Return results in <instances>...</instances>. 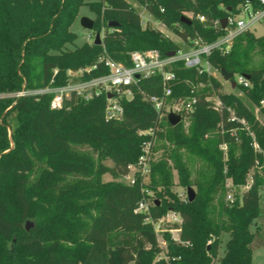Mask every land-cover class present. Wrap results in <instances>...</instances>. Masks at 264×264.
Segmentation results:
<instances>
[{
	"label": "trees",
	"instance_id": "obj_1",
	"mask_svg": "<svg viewBox=\"0 0 264 264\" xmlns=\"http://www.w3.org/2000/svg\"><path fill=\"white\" fill-rule=\"evenodd\" d=\"M87 1L0 0V264H167L155 261L161 249L147 219L156 222L171 210L183 219L181 242L165 234L169 255L181 258L176 264H214L223 234L230 237L220 264H252L254 244L259 241L264 248V172L260 176L255 171L251 189L233 203L227 200L225 185L227 178L246 185L257 158L263 161L251 138L240 133L242 121L257 134L259 123L253 108L236 93L224 91L219 79L181 63L175 66L173 97L197 98L188 129L182 123L171 126L168 117L159 118L145 99L143 93L162 94L160 76L142 78L131 87L134 97L121 100L124 116L118 121L105 117V93L88 100L73 94L61 109L52 108L53 93L18 96L65 87L71 81L69 71L92 68L100 57L131 66V52L157 50L166 56L182 48L158 30L143 29L140 13L127 0H99L91 10L97 17L93 30L104 35L102 45L67 49L76 40L71 28L79 10L90 5ZM140 2L165 26L175 25L185 42L201 38L213 43L225 34L221 21L235 15L240 6L261 8L258 0ZM187 13L192 14L191 26L181 22ZM111 22L118 26L111 28ZM256 54L264 56V36L246 32L236 38L229 54L213 52L209 61L217 71L246 77L249 85L237 87L247 100L260 105L264 62L256 66L252 61ZM108 72L100 64L73 81H89ZM198 85L209 89L197 93ZM211 96L221 103L219 110L207 101ZM149 131L153 135L143 134ZM156 138L176 146L170 158L180 185L197 188L194 202L173 190L167 161L152 165L147 183L139 175L135 185L103 181L107 174L114 180L127 177L145 143L152 140L153 151ZM259 143L264 150V137ZM221 145L230 146L225 163ZM182 151L206 164L194 180ZM148 192H154L161 204L155 202L149 214L137 212ZM257 219H263L262 231L254 233L251 226ZM27 222L32 223L29 230Z\"/></svg>",
	"mask_w": 264,
	"mask_h": 264
},
{
	"label": "built area",
	"instance_id": "obj_2",
	"mask_svg": "<svg viewBox=\"0 0 264 264\" xmlns=\"http://www.w3.org/2000/svg\"><path fill=\"white\" fill-rule=\"evenodd\" d=\"M261 4L260 9H255L251 4H245L239 7L236 15L228 18V23L225 29H222L225 34L213 43H207L201 38H196L188 42L184 41L185 48H181L176 51L174 57L163 56L161 52L157 50H147V51H134L130 53L131 66H127L123 63L116 62L107 57H100L99 62L92 68L82 69L78 72L69 71L68 75L71 78L70 83L61 88L38 90L35 92H27L26 94H45L53 93L54 99L52 101L53 109H61L64 104L65 99H70L73 94L77 97L83 99H90L94 95H100L102 93L107 94V106L105 110V117L108 121H118L124 116V110L121 105V100L123 98L131 100L134 97L131 87L137 84L140 79L150 78L153 76H160L162 78V94L161 95H146L145 99L153 106L159 118L169 117L170 114L179 115L182 117V121L190 117L194 113V108L197 104L196 97L179 98L178 100L173 97L174 85L177 82V74L174 68L177 64H183L187 69H199L210 74L212 68L209 57L213 52H219L222 55H227L231 51L236 38L246 32H253L256 25H264V0H258ZM186 15V14H185ZM201 22H205L206 19L203 16H198ZM104 38V35H103ZM96 37H89L91 43H95ZM104 65L108 69V74L91 79L89 81H78L74 82L73 79L83 75L85 72L90 73L92 70L98 69L99 65ZM138 77V78H137ZM238 85L248 86L249 83L244 76L237 75ZM86 91L90 93L86 94ZM112 96V98H109ZM264 104V102H263ZM221 108V103L216 106V110ZM235 119V118H233ZM244 124L245 122L242 121ZM143 134H152V131ZM226 146V145H224ZM255 146V145H254ZM153 142L147 141L142 150V155L136 165L130 167V174L125 177L130 180V184L135 185L136 177L130 178L132 170H136V176L139 175L143 178V175L151 173L152 169L150 167V158L152 154ZM256 149L258 145L255 146ZM264 167V166H263ZM256 170L260 172V163L256 161ZM258 172V173H259ZM254 172L249 174L246 185H244V191H248L254 184ZM260 174V173H259ZM228 186V196L227 200L230 203L235 202V195L229 190L231 187ZM137 212L149 214V206L146 201H143ZM173 226L178 225L177 228H170L165 230L161 238L159 234L161 230L159 225L168 220V218L163 217L158 221H152L148 218V222H152L155 227V232L158 238L159 248L161 249L158 255V261H165L167 264H176L181 258H172L169 255L167 241L165 239V234L169 233L175 242H181V226L183 224V219L180 214L173 213ZM157 225V228H156ZM173 233H178V237L172 236Z\"/></svg>",
	"mask_w": 264,
	"mask_h": 264
},
{
	"label": "rangeland",
	"instance_id": "obj_3",
	"mask_svg": "<svg viewBox=\"0 0 264 264\" xmlns=\"http://www.w3.org/2000/svg\"><path fill=\"white\" fill-rule=\"evenodd\" d=\"M134 9H136L141 16L142 19V27L143 29L145 28H150V29H154V30H158L160 32V34L164 37L167 38L169 40H171L173 43L181 46L182 48H185L186 46L184 45V41L182 39H180L178 37V35L176 34L175 31V25L172 27H168L165 26L164 24H162L160 21H158L155 17H153L152 15H150L148 13V11L141 5L140 0H127ZM88 3H90V5H86L84 7H82L79 10V13L76 17V21L74 23V25L72 26V31L76 34V40L74 41L73 44H68L67 45V49H74L76 47H80L86 43H91V41H89V37L92 36V38L96 37V35L98 34L95 30L93 31H88L85 30L81 24L82 18L83 17H87L91 20H94L96 22V15L95 13L91 10V6L97 5L99 3V0H88ZM237 14V13H236ZM235 14V15H236ZM186 16H188L190 19H192V14L187 13ZM104 30V29H103ZM253 35L256 37H262L264 36V25L263 24H259L256 25L255 28L253 29ZM102 36V40H103V33H101ZM253 63L256 66H261L264 62V56L261 54H256L253 56L252 58ZM210 74L213 75L214 77H216L217 79H219L222 82L223 85V89L226 92H234L237 95H239L241 98H243L254 110L255 112V116L256 119L259 123V133L257 134L256 131H253L246 123H244V128L241 129V132L246 133V135L248 137L251 138L252 140V147L255 153H258L257 156L262 155V160L261 161L259 158H257V160L260 163V172L258 170L251 169L249 174H252L255 171H258L260 174V176H263V166H264V150L262 148V146L259 143V138L264 137V100L261 102L260 105L255 104L254 102H251L249 100H247V98L244 96L243 92H241L240 89H238V87L236 89H233L230 85V83L226 82L223 80L222 76H221V72L217 71L213 68H211L210 70ZM235 81H237V75H235ZM209 89V85H198L195 86V90L197 93L199 92H205L206 90ZM207 92V91H206ZM209 93L211 92V90L208 91ZM90 93V91H86V94ZM20 93L18 96H21ZM10 98H14L16 97V95H10ZM187 98V97H186ZM197 99V98H196ZM178 100V99H177ZM208 102H212L215 106L219 105V100L217 97L215 96H211L207 98ZM195 111V108H194ZM192 123L191 117L186 118V120L182 121V124L184 125L185 129H188L190 127ZM233 136H235L234 138H236V142L238 144L241 143L238 135L235 133ZM8 139H9V146L13 147L14 146V142H13V138L11 133L9 132L8 135ZM258 145V148L256 149L255 146ZM220 150L223 152V162L225 163L228 160V154L230 152V146L229 145H221L220 146ZM175 151H177L176 146H174L171 142L166 141V140H159V138L155 139V146L154 149L152 151L151 154V158H150V167L152 169V165L153 164H157L159 162L162 161H167L168 162V166L169 169L171 171V175H172V181H173V190L183 199H187V191L188 188L183 187L180 185V176H179V172L175 169V165L172 163V160L170 158V154L174 153ZM180 154L182 155V158L184 160V162L186 163V165L188 166V168L190 169L191 172V176H192V180H194L197 177V173L198 171L202 170L204 168V166H206V164L204 162H202L200 159L196 158V157H192L190 155H188L187 153H185L184 151L180 152ZM106 164L108 166H112V162L111 161H107ZM225 173L227 172V165H225ZM136 170H132L130 178H134L136 177ZM151 173H147L145 175H143L144 177V181L150 182L151 179ZM157 176V175H156ZM103 181L104 182H120V183H125V184H130V180H128L127 178H121L118 180H114L111 175L107 174L103 177ZM227 184H230L232 188H230L229 190L232 191V194L235 195V197L238 195L239 197H242L244 194V185H235L232 179L227 178L226 179V185L225 188L228 189ZM196 192H197V188L196 187H192ZM162 187L158 188V191H161ZM261 192H262V201H261V211L264 214V187L261 188ZM228 194V191L226 192ZM228 196V195H227ZM155 202H159V204H161L160 199H158L156 197V195L154 194V192H148L147 193V198H146V203L149 206V210L151 208H153L155 206ZM173 213L175 214H180L176 211H169L166 214V218H168L167 221H165L164 223L159 225V228L161 230V233L159 234V238H161V235H163V232L165 230H169L170 228H172L173 226ZM263 219H257L254 221V223L251 226V231L254 233H257L259 231H262V226H263ZM155 228V227H154ZM157 228V225H156ZM172 236L174 237H178V233H173ZM230 235L229 234H223L222 235V242H221V248L219 250V254L218 257L214 260V264H220V259L224 256L225 254V244L227 242V240L229 239ZM254 251H253V262L252 264H264V248L262 247V245L260 244L259 241H257L254 244ZM158 261V258L155 260ZM154 261V263H155Z\"/></svg>",
	"mask_w": 264,
	"mask_h": 264
},
{
	"label": "water",
	"instance_id": "obj_4",
	"mask_svg": "<svg viewBox=\"0 0 264 264\" xmlns=\"http://www.w3.org/2000/svg\"><path fill=\"white\" fill-rule=\"evenodd\" d=\"M229 11H232V10L229 9ZM181 22L184 23V24H187L189 26H191L192 23H193L192 19H190L186 15H183L181 17ZM221 23H222V29H225L226 26H227V23H228V19L222 20ZM81 24H82V26H83V28L85 30L93 31L94 26H95V21L91 20V19H89L87 17H83L82 21H81ZM109 26L111 28H113V27H117L118 24L115 23V22H111L109 24ZM102 42H103L102 36H101V34L98 33L96 35L95 43L98 44V45H102ZM175 55H176V51H172V52H169L166 56L171 58V57H174ZM221 76H222L224 81L230 83V85H231V87L233 89L237 88L238 83L234 80L235 79V75L233 73L227 72L225 69H223V70H221ZM109 98H112V96H109ZM168 119H169L170 125L173 126V127H176V126H178L179 124L182 123V117L179 116V115H175L173 113L169 115ZM187 198H188L189 202H194L195 199H196V191L192 187L188 188ZM157 204H159V202H157ZM31 226H32V223L31 222H27L26 229L29 230L31 228Z\"/></svg>",
	"mask_w": 264,
	"mask_h": 264
}]
</instances>
